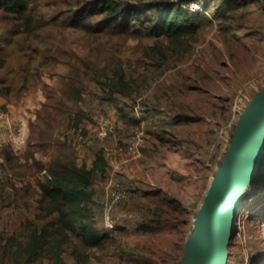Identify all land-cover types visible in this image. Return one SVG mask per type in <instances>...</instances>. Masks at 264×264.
<instances>
[{
	"label": "rangeland",
	"instance_id": "1",
	"mask_svg": "<svg viewBox=\"0 0 264 264\" xmlns=\"http://www.w3.org/2000/svg\"><path fill=\"white\" fill-rule=\"evenodd\" d=\"M3 1L0 264H183L239 118L264 87V0H202L196 32L176 40L149 24L134 35L102 30V17L75 18L98 0H20L12 10ZM71 90L77 101L66 127L65 114L63 124L53 121V108H68ZM139 133L132 154L126 147ZM62 145L65 161L96 164L86 206L104 240L85 247L78 233L63 231L34 252L33 233L55 227L38 184ZM115 182L126 197L112 206L108 229ZM225 264H264V155Z\"/></svg>",
	"mask_w": 264,
	"mask_h": 264
},
{
	"label": "trees",
	"instance_id": "2",
	"mask_svg": "<svg viewBox=\"0 0 264 264\" xmlns=\"http://www.w3.org/2000/svg\"><path fill=\"white\" fill-rule=\"evenodd\" d=\"M20 2V0H4L3 5L8 10H12V6L18 5ZM191 2H197L201 8H207L202 0H181V3L176 0H156L143 6H124L117 0H98L94 4L76 10L75 18L85 22L102 17L98 23L102 30L134 35L140 34L142 28H147V24H149L157 35L165 34L170 39L176 40L183 35L195 33L198 28L194 18L200 11L189 12L188 9L181 6V4L188 6ZM146 11L155 13L145 19ZM75 93L71 90L67 96L70 104L68 108L63 109L62 106L55 105L53 121L63 124L64 121L69 120L65 126H70L71 115H73L71 102L77 101L75 99L77 93ZM124 113L128 114L130 111ZM64 114L67 119L60 120ZM82 115V112H79L73 117L74 125H78ZM49 122V120L45 121V123ZM62 147L63 150L57 151L53 156L46 180L38 184L42 200H46L50 205L46 213L55 214V220L49 223L50 225L54 224L55 227L52 230L43 227L41 231L33 233L29 246L34 252L36 248H39V252L42 251L47 244L48 235L63 231L78 233L85 247H96L104 240V236L100 235L95 227L91 209L86 206L90 198L88 187L92 183L96 164L88 168L86 165L79 166L74 160L65 161L67 154L65 146L62 145Z\"/></svg>",
	"mask_w": 264,
	"mask_h": 264
},
{
	"label": "water",
	"instance_id": "3",
	"mask_svg": "<svg viewBox=\"0 0 264 264\" xmlns=\"http://www.w3.org/2000/svg\"><path fill=\"white\" fill-rule=\"evenodd\" d=\"M263 155L264 87L239 118L230 149L197 216V231L183 264H225L244 193Z\"/></svg>",
	"mask_w": 264,
	"mask_h": 264
},
{
	"label": "built area",
	"instance_id": "4",
	"mask_svg": "<svg viewBox=\"0 0 264 264\" xmlns=\"http://www.w3.org/2000/svg\"><path fill=\"white\" fill-rule=\"evenodd\" d=\"M178 3H181V1L177 0ZM181 6L183 8H186L188 10H192L194 11H201V5L197 2H191L188 6L182 5ZM191 6H193L194 8H191ZM141 135L142 133L133 135L131 137V141L130 143L127 145V151L132 153V154H136L138 152V146L140 144L141 141ZM126 197V190H124V188L122 187V185L118 182H115L112 185V188L110 190L109 193V202L106 205V209H105V226L108 229H113L114 228V221L110 215V211L112 206L114 205H118L120 204Z\"/></svg>",
	"mask_w": 264,
	"mask_h": 264
},
{
	"label": "bare ground",
	"instance_id": "5",
	"mask_svg": "<svg viewBox=\"0 0 264 264\" xmlns=\"http://www.w3.org/2000/svg\"><path fill=\"white\" fill-rule=\"evenodd\" d=\"M212 187H213V184H212ZM212 187H211V188H212ZM242 206H243V205H242ZM196 224H197V220H196Z\"/></svg>",
	"mask_w": 264,
	"mask_h": 264
}]
</instances>
